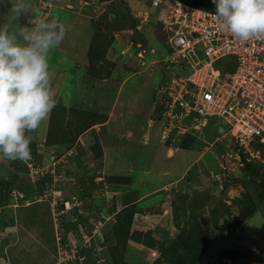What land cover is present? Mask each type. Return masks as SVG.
Returning <instances> with one entry per match:
<instances>
[{
    "label": "rangeland",
    "instance_id": "1",
    "mask_svg": "<svg viewBox=\"0 0 264 264\" xmlns=\"http://www.w3.org/2000/svg\"><path fill=\"white\" fill-rule=\"evenodd\" d=\"M86 1L29 0V12L18 20L6 15L7 8L0 9V22L10 27L31 25L39 16L56 18L66 28L64 40L49 55L55 107L31 133L35 139L30 146L37 153L31 151L25 161H0V178L15 174L24 186L7 192L9 198L0 207V222L8 223L0 230V264H112L114 227L120 209L130 201L141 208L140 215L161 214L151 221L157 223L155 232L165 228L173 236L198 219L216 235L229 218L245 211V194L260 204L259 210L217 238L202 264H264V169L256 177L245 176L244 163L236 158L237 143L216 134L217 123L226 125L219 118L205 127H192L186 120L191 129L186 134L172 126L164 88L181 67L165 61L174 50L166 30L157 27L158 19L142 23L148 44L142 38L129 40L123 29L130 19L118 29L112 14L125 10L127 3ZM127 1L140 8L146 2ZM184 1L203 8L214 5L212 0ZM151 12L164 17L162 10ZM95 35L102 41L115 36L113 46L93 47ZM109 59L114 66L108 74L104 68ZM94 113L104 121L88 128L83 118ZM192 137L195 143L183 148ZM250 150L241 148L239 154L264 163V152ZM36 159L41 170L29 167ZM140 215L134 218L137 225ZM138 245L125 248L127 260L159 261L157 251Z\"/></svg>",
    "mask_w": 264,
    "mask_h": 264
},
{
    "label": "built area",
    "instance_id": "2",
    "mask_svg": "<svg viewBox=\"0 0 264 264\" xmlns=\"http://www.w3.org/2000/svg\"><path fill=\"white\" fill-rule=\"evenodd\" d=\"M157 8L164 17H153L151 10ZM214 13L182 0H150L137 28L154 18L161 20L167 44L174 50L165 61L181 67L164 88L172 126L183 134L186 120L203 125L207 119L219 118L226 123L222 137L235 141L237 152L241 148L248 152L253 141L264 143V38L241 43L220 29ZM228 57L223 67L216 65ZM32 166L41 170L29 163Z\"/></svg>",
    "mask_w": 264,
    "mask_h": 264
},
{
    "label": "clouds",
    "instance_id": "3",
    "mask_svg": "<svg viewBox=\"0 0 264 264\" xmlns=\"http://www.w3.org/2000/svg\"><path fill=\"white\" fill-rule=\"evenodd\" d=\"M212 3L221 30L231 33L241 43L264 38V0H212ZM4 8L6 15L10 13L18 20L29 12L30 2L0 0V9ZM65 35V26L56 18L37 16L28 26L10 27L0 22V161L30 158L29 134L38 130L55 107L49 55ZM210 119L192 127H205ZM217 125L222 137L224 130L220 132L219 127H224ZM185 127L183 134L191 132L186 123ZM218 140L215 138L214 142Z\"/></svg>",
    "mask_w": 264,
    "mask_h": 264
},
{
    "label": "trees",
    "instance_id": "4",
    "mask_svg": "<svg viewBox=\"0 0 264 264\" xmlns=\"http://www.w3.org/2000/svg\"><path fill=\"white\" fill-rule=\"evenodd\" d=\"M119 1H121V3H123L122 1H124V3H127L126 5L128 6L125 8V10H119V9L112 10V14L116 16L115 21L118 23V29L123 28L125 26V23H127V21H129L130 19L129 21L130 25L127 27V29H123V31H126L129 37L128 39L129 40L131 38H135L136 40L139 38L146 39L145 35L143 34V31L137 29V25L141 20V16H140L141 12L145 11L150 7V0H146L144 6L141 4V8L137 5L130 4L127 0H119ZM137 1L142 3L141 0H137ZM86 2L90 3L89 0H87ZM213 6L206 9L216 10V6L215 5ZM156 10L158 12L160 9L157 8ZM107 16L108 15L106 13L105 18H107ZM152 21L155 22L154 19ZM155 23L159 29L162 28V22L157 21ZM102 40H103L102 36L100 37V35L99 36L95 35L94 37H92L90 43L93 47L102 48L104 46V48L107 49L108 47L110 48L111 46H113L115 36H112L111 39L109 40L107 39H105L104 41ZM145 42L146 44H148L147 39ZM229 58L231 57H228L226 59L224 58V60L222 59L218 61L216 65L219 67L221 65L223 67L222 63L228 61ZM106 63L107 65H105L104 69L109 74L111 73L112 66H114V62L109 59ZM166 81L168 82V79ZM87 118H91V120ZM83 119H84V123L86 122L90 123L88 125L85 124V126H88V128L89 127L91 128L93 125L97 123H102L104 121L102 120L101 115L97 113H94L92 117L85 116ZM215 130L217 136H219L218 128L215 127ZM29 135L32 136V140L35 139V136L33 134L30 133ZM194 143H195V138L192 137L189 143L186 142L183 143V148L187 149L188 147L186 146L188 145L192 146ZM237 147L238 149L240 148L238 145H236V148ZM252 147L260 150L261 152H264V143L253 141L251 143V148ZM30 149L31 151H33L32 155L35 156L37 153L36 147L30 146ZM62 151H57V152L58 154H62ZM244 154L245 153H243L242 155V160H243L242 162L244 163L243 172L245 176L249 175L256 177V175L262 174L260 172L264 169V163L255 164L252 160H248L247 155ZM35 161L41 162L39 159H36ZM39 162L35 164L37 166H42L41 164H38ZM24 169H27V167L24 166ZM69 175H72V173L70 172ZM261 177L263 178L262 184L264 186V175H261ZM42 182H45V180H42L41 183ZM15 188L18 189L24 188L23 183L21 182V180L17 175L15 174L14 176L12 175L10 179L0 178V207H2L3 204L9 198L7 192ZM261 200H264L263 196H261ZM242 202H244L243 204H245L246 206L245 211L241 212L237 217L229 218L228 221L220 227L219 233H217L216 235H210L209 234L210 231L207 229V227L205 226L206 227L205 228L204 226H201L198 219H196L194 222L195 225L189 228L188 230L185 229L184 227L180 229V225L177 223L178 226L177 228H179L180 231L178 234L173 236H171L170 233L168 234L167 231H165L166 230L165 228L162 229L163 230L162 233L155 232L153 230L154 227L157 226L155 225L157 223H151V221L153 220L156 221L157 217L161 216L160 213L156 212L149 216H145L143 214L140 215V213H142L141 208L138 207L136 202L130 201L124 203V205L120 209V212L118 213V217H117L118 223L114 227L116 244L110 247L111 251L109 253V260L111 261L112 264H136L134 262H131L130 259L127 260L125 258L128 250L125 248L128 246V244L137 243L139 244L138 248L143 247V249L145 248L146 250L158 252L159 261H156L152 264H161L160 261H164L165 262L164 264H202L205 254L208 252L210 246L216 242L217 238L219 239L220 237H223V235L226 233L227 230L236 227L241 222L251 217L260 208V204L255 203L253 201L252 195L245 194V198L242 200ZM171 206L173 213H176L178 210L176 205L173 203L171 204ZM138 215H140V217L137 218V220L140 219V221L139 224L137 225L134 222V218L137 217ZM6 226H8V223H3V221L0 222L1 231ZM157 234L159 235V237H157L158 236ZM160 234L162 235L160 236ZM261 264L263 263L261 262Z\"/></svg>",
    "mask_w": 264,
    "mask_h": 264
},
{
    "label": "water",
    "instance_id": "5",
    "mask_svg": "<svg viewBox=\"0 0 264 264\" xmlns=\"http://www.w3.org/2000/svg\"><path fill=\"white\" fill-rule=\"evenodd\" d=\"M220 129H219V131L221 132L223 129H221V127H219Z\"/></svg>",
    "mask_w": 264,
    "mask_h": 264
}]
</instances>
